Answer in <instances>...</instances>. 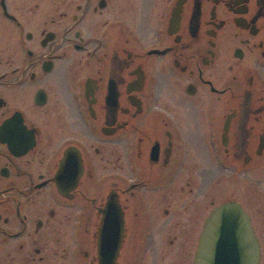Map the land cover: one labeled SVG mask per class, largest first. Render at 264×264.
Segmentation results:
<instances>
[{
    "label": "flooded vegetation",
    "instance_id": "af4514ba",
    "mask_svg": "<svg viewBox=\"0 0 264 264\" xmlns=\"http://www.w3.org/2000/svg\"><path fill=\"white\" fill-rule=\"evenodd\" d=\"M230 202L264 264V0H0V264H195Z\"/></svg>",
    "mask_w": 264,
    "mask_h": 264
},
{
    "label": "water",
    "instance_id": "95a60500",
    "mask_svg": "<svg viewBox=\"0 0 264 264\" xmlns=\"http://www.w3.org/2000/svg\"><path fill=\"white\" fill-rule=\"evenodd\" d=\"M224 234L238 236L237 239L230 242L232 244L230 255L236 264H260L258 238L246 212L234 202L218 206L207 219L195 264H218L219 258L224 256L220 248L226 241L219 238ZM105 249L106 244L101 242V264H104L106 259Z\"/></svg>",
    "mask_w": 264,
    "mask_h": 264
}]
</instances>
